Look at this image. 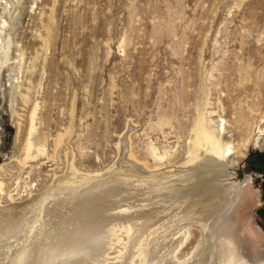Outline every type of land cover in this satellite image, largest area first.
I'll return each instance as SVG.
<instances>
[{"label":"rangeland","instance_id":"rangeland-1","mask_svg":"<svg viewBox=\"0 0 264 264\" xmlns=\"http://www.w3.org/2000/svg\"><path fill=\"white\" fill-rule=\"evenodd\" d=\"M201 130L228 139L232 167L212 161L207 167L214 174H205L227 179L206 181L196 172L203 166L194 159ZM262 153L264 0H0V208L27 206L32 220L50 221L28 229L20 220L15 240L1 243L0 264L8 248L36 228L57 229L63 211L77 222L66 221L58 231L72 236L82 229V246L92 226L104 224L98 249L107 242L106 258L118 264H150L158 252L160 263L171 253L168 264L211 253V263L220 264L227 249L236 258L231 264H245L233 226L219 236L214 221L201 223L195 215L206 191L227 183L249 195L241 204L224 197L220 212H235L240 226L247 222L234 234L242 243L248 230L245 254L264 258ZM114 177L119 191L97 195ZM67 181L73 186L63 185ZM44 193L48 198L32 207ZM190 203L196 209H188ZM174 213L176 221L161 230ZM143 214L153 219L140 230H146L143 242L131 248L134 236H127L123 218ZM155 229L159 236L150 235ZM128 251L129 259H117Z\"/></svg>","mask_w":264,"mask_h":264},{"label":"bare ground","instance_id":"bare-ground-1","mask_svg":"<svg viewBox=\"0 0 264 264\" xmlns=\"http://www.w3.org/2000/svg\"><path fill=\"white\" fill-rule=\"evenodd\" d=\"M32 113V112H31ZM34 114V113H33ZM33 116V115H32ZM31 117V116H30ZM31 119V118H30ZM30 123V122H29ZM31 124H32V119H31ZM30 125V124H29ZM16 136L14 139V148H17L20 146L19 142H20V138H21V134H22V130H21V126L18 124V122L16 123ZM32 125L29 126V133L30 131L32 132ZM224 132V131H223ZM226 134V133H225ZM31 135V133H30ZM199 139L196 142L198 149L196 150L197 153L195 154L194 159H198L200 161V163L203 166H200V168H198L196 172H201L200 176L201 178L204 177V175L208 172H210L211 169H208L207 165L211 164L210 162L212 161H217V163H221L222 166H227V167H232L233 165V158L231 157L233 155L232 152V148L230 146V143L228 142V139H225L220 137V139H214L210 136V134L206 131L201 130L199 132ZM29 139V138H28ZM27 139L26 144H25V152H29L32 148V143ZM213 165V164H212ZM196 170V169H195ZM210 173H213L212 171ZM191 174V173H190ZM214 174V173H213ZM216 175H210L211 177H207L206 181L209 180H224L227 179L228 176H225L224 174H220L215 173ZM187 176V175H186ZM189 176V175H188ZM120 177V176H118ZM204 179V178H202ZM206 179V178H205ZM97 181V180H96ZM111 184H109L110 182L106 183V189L102 190L101 192H99L97 195L100 196V193L102 192H110L111 194L116 193L119 191V186L117 185V182H120V180L116 177H114L113 179H111ZM203 181V180H202ZM220 182V181H219ZM205 183V182H204ZM246 183H249L248 179L246 180ZM128 184V183H127ZM63 185L67 186V187H71L73 186L71 183L68 184V181L65 182ZM62 185V186H63ZM132 185V184H131ZM130 186V185H129ZM134 187V186H132ZM158 187V186H157ZM237 186L234 187V184H217L216 186H212L211 189L209 191H206V195H208V197L206 198L205 201H202L200 203V205L197 207V211L195 213L196 217L198 218V221H200L201 223L206 221V218H208V220L214 221L212 222L213 224V228L218 229L219 230V236L222 232H227L228 230L231 229V231H234L236 234L238 232L241 233V231L243 230V225L245 224V226L247 225V222H243L242 225L240 226V224L238 223L239 221L235 220L236 217V213L232 212V214H228V212H224L221 213L220 212V202L221 200H223L224 197H227L229 199L230 202H235L238 204H241L242 199L246 198L247 194H248V189L245 187H243V189H237ZM110 188V189H108ZM89 189V188H88ZM64 190V189H63ZM76 190V189H75ZM84 190V188H83ZM138 190V189H137ZM136 190V191H137ZM62 191V190H61ZM122 191V190H121ZM129 191V190H128ZM135 191V190H134ZM144 191V190H143ZM124 192V191H123ZM131 192V190H130ZM133 192V191H132ZM131 192V194H132ZM138 192V191H137ZM51 192H49L50 195ZM57 193H60L59 191ZM63 193V191H62ZM69 193V192H68ZM126 193V192H125ZM201 193V192H200ZM250 193V191H249ZM45 194V193H44ZM137 194V193H136ZM70 195V194H69ZM129 195V194H128ZM145 195V194H144ZM147 195V194H146ZM201 195H205L204 193L199 194V196ZM249 195V194H248ZM108 196V195H107ZM116 196V195H115ZM125 196V194H124ZM131 196V195H130ZM64 197V196H63ZM109 197H112L109 195ZM46 198H48V193L45 194L44 196H41L35 200H33L30 205L32 207H37L39 205H42L41 202L43 200H45ZM188 198V197H186ZM185 198V199H186ZM201 198V197H199ZM61 199V198H60ZM116 199V198H115ZM137 199V198H136ZM78 200V199H77ZM120 200V199H119ZM122 200V199H121ZM126 200V199H125ZM128 200V199H127ZM126 200V201H127ZM157 200V199H156ZM241 200V201H240ZM63 201V200H62ZM66 201V200H65ZM112 201V199H111ZM129 201V200H128ZM140 201V199H139ZM183 201V200H182ZM54 202V201H52ZM61 201H59L60 203ZM70 202V201H69ZM109 202V201H108ZM118 202V201H117ZM116 202V204H117ZM125 202V201H124ZM200 202V201H199ZM63 204H65L64 202H62ZM84 203V202H83ZM90 203V202H89ZM193 203V202H192ZM190 203L191 205H188V209H193L194 204ZM195 203V202H194ZM48 204V203H47ZM95 204V203H94ZM107 204V203H106ZM105 204V205H106ZM114 204V203H113ZM122 204V202H121ZM162 204V203H161ZM199 204V203H198ZM196 204V205H198ZM232 204V203H231ZM29 205V206H30ZM51 205V204H50ZM55 204H53L54 206ZM58 205V204H57ZM80 205V203H79ZM100 203L98 204L99 207ZM118 205V204H117ZM124 205V204H122ZM233 205V204H232ZM247 205V204H246ZM81 206V205H80ZM92 206V205H91ZM97 206V205H96ZM107 206V205H106ZM110 208L112 209L111 205ZM115 206V204H114ZM128 206H132V205H128ZM17 207V206H16ZM49 207V206H48ZM77 207V206H75ZM83 207V205H82ZM117 207V206H116ZM27 206L24 207H17L15 208H0V247H2L1 243H5L7 242L9 239L14 238L13 235H17V232L19 231V223L22 222L20 220H25V225L27 226L28 229L33 228L31 227V225H33L34 223H38L39 221L45 222L47 221L48 217L44 216L40 219H36V220H32L33 215L28 216L27 215V211L28 209H26ZM53 208V207H52ZM79 209H81L80 207H78ZM102 208V207H101ZM107 208V207H105ZM122 208V207H120ZM187 208V207H186ZM185 208V209H186ZM229 208V207H228ZM19 209V210H17ZM38 209V208H37ZM50 209V208H49ZM65 209V207H64ZM104 209V208H102ZM108 209V208H107ZM130 209V208H129ZM196 209V207H195ZM48 210V209H47ZM57 210V209H56ZM59 210V209H58ZM67 210V209H66ZM83 210V209H82ZM110 210V209H108ZM115 210V209H114ZM176 210V209H175ZM182 210V209H181ZM227 210V209H226ZM52 211V210H51ZM61 211V210H60ZM102 211V210H100ZM107 211V210H106ZM120 212H124L126 210L124 209H120L118 210ZM130 211V210H129ZM228 211V210H227ZM237 211V209H236ZM242 211V210H241ZM29 212V211H28ZM59 212V211H58ZM68 212V211H67ZM71 212H74L73 209H71ZM77 212V211H76ZM84 213V211H82ZM96 212V211H95ZM94 212V213H95ZM173 212V211H172ZM176 212V211H174ZM178 212V211H177ZM244 212V211H243ZM242 212V213H243ZM40 212L37 211V214L35 215L37 217V215ZM50 213V212H49ZM48 213V215H49ZM57 213V212H56ZM62 213V212H61ZM63 214H60V212L57 214L58 218L56 219L55 223L56 226L58 225V227H56L57 229H52V228H45L44 230L42 228H36L35 233L30 234L27 237H24V239H22V241L20 242V244H18L17 247L15 248H8L9 251L7 253L8 258L7 260H5L4 263L2 264H74L75 260H82V259H87L89 260V262L91 264H118V261L116 260V258L114 259H109L106 258V254L108 252V243L106 242L104 246V250L103 251H99L100 249H98V245L100 243H104V239L98 237L99 232L102 231V228H104V224L103 226H99V227H93L91 228L90 231V240L88 242H86V245L82 246L78 243L79 238H81V235L83 234V230L79 229L77 231H73V235L71 236L69 233H60V231H58L59 228H62V226H65V222L69 221L68 217L69 215L66 214L63 211ZM75 213V212H74ZM97 213V212H96ZM43 214V213H42ZM45 214V213H44ZM192 214V212H191ZM240 214V213H239ZM68 215V216H67ZM71 215V214H70ZM159 215V214H157ZM193 215V214H192ZM52 216V215H50ZM241 216V215H240ZM239 216V217H240ZM32 217V218H31ZM113 217V216H112ZM116 217L118 218V216L116 215ZM123 216H121L122 218ZM129 217V216H128ZM131 217V216H130ZM194 217V216H193ZM169 219L166 220V222L164 223V225H162L161 230L166 229L167 227V223L169 225H171L173 222H175L176 220V213L173 214L172 217H168ZM237 218V217H236ZM55 219V218H54ZM76 217L74 219H71L69 222L71 223H75L77 222ZM109 219V218H108ZM111 219V218H110ZM115 219V218H114ZM120 219V218H119ZM151 218L150 216H147L145 214L142 215V217H138V218H133V219H129V218H123V229L126 231V233L128 234L127 236L129 238L134 236L133 241H130L131 244V248L134 247L135 245L142 243L143 239L147 234H146V230L145 231H140L141 229H144L145 227H147V223H149ZM162 219V218H161ZM89 220V219H88ZM112 220V219H111ZM240 221H242L239 218ZM49 221V220H48ZM47 221V222H48ZM54 223V220H52ZM81 221V220H80ZM102 221V220H100ZM133 221H135L133 223ZM245 221V220H243ZM50 222V221H49ZM95 222V221H94ZM97 222V221H96ZM104 222V221H103ZM107 222V221H106ZM112 222V221H111ZM110 222V224H111ZM118 222V221H117ZM82 223V222H80ZM86 223V222H85ZM89 223V222H88ZM236 223V225H235ZM238 223V225H237ZM79 224V223H78ZM108 224V223H107ZM106 224V226H107ZM40 225V224H38ZM84 225V224H83ZM81 225V226H83ZM70 226V225H68ZM74 226V225H72ZM109 226V225H108ZM145 226V227H144ZM236 227V228H234ZM73 228V227H72ZM76 228V225H75ZM82 228V227H81ZM168 228V227H167ZM65 229V228H63ZM74 229V228H73ZM72 229V230H73ZM109 230V229H108ZM30 231V230H29ZM87 231V230H86ZM89 231V230H88ZM238 231V232H237ZM246 234L243 235L242 237L244 238L245 242L239 243V241L237 240L236 235L234 234V232L232 233V237L235 239V245L237 246L238 252L242 254L241 256V261L243 260V262L245 264H254V262H256V264H262L264 262V258H262V255H260L259 253L254 256L250 253V255H246V250H244V248H247L246 246H248V244H250L249 242L246 241V239H248L250 237V232L248 230H245ZM159 232V229H155L154 231H152V233H150V235H156L159 236L160 234L157 233ZM39 233L40 237L36 238L37 240L35 242H31L29 243V239L30 237H33L34 234ZM52 235H55L53 237V242L50 244H46V242L48 241L49 237H51ZM112 235V234H111ZM150 235H148V237H150ZM242 235V234H240ZM20 236V235H19ZM20 238V237H19ZM63 239L64 242H60L59 241ZM159 239V238H158ZM15 240V238H14ZM18 240V239H16ZM180 240V239H179ZM13 242V241H12ZM17 242V241H16ZM88 243V244H87ZM234 243V242H233ZM256 243V242H255ZM9 244V243H8ZM170 244H172V242H169L168 244H166L167 246H170ZM176 244V243H175ZM254 243H253V248H254ZM107 246V247H106ZM110 246V245H109ZM236 246H234L236 248ZM12 247V245H11ZM175 247V246H173ZM102 248V249H103ZM110 248V247H109ZM130 248L129 251H132V249ZM4 249V247H3ZM98 249V250H97ZM167 249V248H166ZM240 249V250H239ZM250 249H252L250 247ZM153 250V249H152ZM1 251V249H0ZM127 252L126 254H124V256L119 257L117 259H129L130 258V252ZM154 251V250H153ZM171 251V250H170ZM251 251V250H250ZM5 252V251H4ZM3 252V253H4ZM93 252H95L94 257ZM133 252V251H132ZM131 252V254H132ZM237 252V251H236ZM249 252V251H248ZM6 253V252H5ZM160 252L155 253L154 255H156V258H152L151 261H149L148 263L150 264H168L169 262L172 263V259L174 258L173 254H167L165 256L168 257L167 261L160 263L159 261H157V258L162 259V257H159ZM227 253H228V257L222 261V263L220 262V264H231V262L235 261V257H234V252H232V249H227ZM105 254V256H104ZM2 255V254H1ZM6 255V254H5ZM236 255V254H235ZM97 256V257H96ZM129 256V257H128ZM237 256V255H236ZM238 257V256H237ZM250 257V258H249ZM261 257V258H260ZM4 258V257H3ZM132 259V258H131ZM240 259V258H239ZM250 259L252 261H250ZM1 260V259H0ZM212 260V254L209 253L207 255V257H205L202 261L199 260H194L191 261L190 263H185V264H214L211 263ZM245 260V261H244ZM93 261V262H92ZM221 261V260H220ZM82 262V261H81ZM239 264V263H238Z\"/></svg>","mask_w":264,"mask_h":264},{"label":"trees","instance_id":"trees-1","mask_svg":"<svg viewBox=\"0 0 264 264\" xmlns=\"http://www.w3.org/2000/svg\"><path fill=\"white\" fill-rule=\"evenodd\" d=\"M264 154V153H262ZM260 168H262V170H264V159H263V155H259L258 156V169L260 170Z\"/></svg>","mask_w":264,"mask_h":264}]
</instances>
